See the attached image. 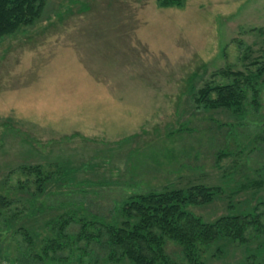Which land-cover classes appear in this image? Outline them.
<instances>
[{
    "label": "rangeland",
    "instance_id": "374dc122",
    "mask_svg": "<svg viewBox=\"0 0 264 264\" xmlns=\"http://www.w3.org/2000/svg\"><path fill=\"white\" fill-rule=\"evenodd\" d=\"M157 1L47 0L41 21L0 43V192L32 181L20 166L69 176L36 203L18 189L0 210V264H109L103 247L80 239V219L110 217L132 192L204 184L235 194L264 179V91L260 111L248 105L240 120L191 98L220 81L216 71L263 56L264 0ZM259 201L264 189L231 200L238 210ZM228 204L191 210L212 222ZM263 241L250 238L249 252L216 243L205 263H244ZM168 252L180 258L175 245ZM254 261L264 255L245 264Z\"/></svg>",
    "mask_w": 264,
    "mask_h": 264
},
{
    "label": "trees",
    "instance_id": "16d2710c",
    "mask_svg": "<svg viewBox=\"0 0 264 264\" xmlns=\"http://www.w3.org/2000/svg\"><path fill=\"white\" fill-rule=\"evenodd\" d=\"M157 2L160 8H182L186 0ZM47 3V0H0V43L41 21ZM239 47L247 54L254 51L243 43H239ZM248 56L244 60L249 59ZM251 66L253 68L243 71L227 68L213 73V78L220 77V81H205L200 88L193 90L191 98L196 108L211 112L229 111L239 120L247 117L248 105L254 111H260L264 91V53ZM228 156L222 152L218 154V161ZM19 171L32 181L27 179L24 183L20 180L18 187L0 192V210L10 205L18 189L27 192V196L34 198L32 201L36 203L37 197L49 194L51 186L64 185L68 176L45 170L40 165L20 166ZM243 189H264V179ZM235 194H226L221 186L204 184L132 192L115 205L110 217L93 215L92 218L80 219L79 237L103 247L109 264H206V253L216 243H237L249 252L250 238H264V201H259L250 210H238L231 202ZM223 196L231 210L228 215L208 222L191 210L209 206ZM72 222L70 216L61 223V234ZM170 244L180 249L179 259L169 254ZM225 253L219 246L213 256L222 258ZM263 255L264 241L258 246L255 256L250 255L247 261L239 264L249 263L251 258L257 260Z\"/></svg>",
    "mask_w": 264,
    "mask_h": 264
}]
</instances>
